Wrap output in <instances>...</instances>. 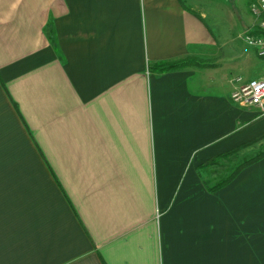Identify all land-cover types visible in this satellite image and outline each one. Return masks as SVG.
Wrapping results in <instances>:
<instances>
[{
	"label": "crops",
	"instance_id": "crops-1",
	"mask_svg": "<svg viewBox=\"0 0 264 264\" xmlns=\"http://www.w3.org/2000/svg\"><path fill=\"white\" fill-rule=\"evenodd\" d=\"M200 1L0 0V264H264V156L200 171L264 135V57Z\"/></svg>",
	"mask_w": 264,
	"mask_h": 264
},
{
	"label": "rangeland",
	"instance_id": "rangeland-1",
	"mask_svg": "<svg viewBox=\"0 0 264 264\" xmlns=\"http://www.w3.org/2000/svg\"><path fill=\"white\" fill-rule=\"evenodd\" d=\"M249 1L250 0H201L200 2H204L203 4L209 5H207L208 8H206L207 15L205 21L206 24L210 26L209 29L211 32L215 30L218 38L219 34L222 33L221 38H223V40L224 34H226L228 37L230 36L231 40H233L234 43H237L239 47L254 50V47L252 48V46H250L244 39V28L242 27L239 16V14L243 11L251 14ZM188 3L190 4V2ZM197 6L203 5L199 4ZM231 11H234L235 15H231ZM237 12L238 16L236 15ZM263 148L264 141L256 144L254 143L251 146L238 151L229 159L221 160L220 164L210 167L208 170L209 173H205L206 178L211 179L213 177H217L220 173L227 171L242 161L256 155Z\"/></svg>",
	"mask_w": 264,
	"mask_h": 264
},
{
	"label": "built area",
	"instance_id": "built-area-1",
	"mask_svg": "<svg viewBox=\"0 0 264 264\" xmlns=\"http://www.w3.org/2000/svg\"><path fill=\"white\" fill-rule=\"evenodd\" d=\"M250 8L258 24L244 33V39L264 57V0L252 2ZM237 81L243 82V78L238 77ZM232 100L239 105L259 107L264 112V77L244 81L232 92Z\"/></svg>",
	"mask_w": 264,
	"mask_h": 264
},
{
	"label": "trees",
	"instance_id": "trees-1",
	"mask_svg": "<svg viewBox=\"0 0 264 264\" xmlns=\"http://www.w3.org/2000/svg\"><path fill=\"white\" fill-rule=\"evenodd\" d=\"M255 32L259 33L260 31L255 30ZM51 35L54 36L53 32L51 33ZM53 42L57 48L55 39ZM58 51H59V48H58ZM199 65H204V63L202 62L201 59H199L197 57L189 56V57H185V58L177 59V60H173V61H161V62L152 64L150 67V70L159 74V73L179 70V69L186 68L189 66H199ZM263 137H264V135L254 139V140L250 141L249 143H246V144H244V145H242V146H240V147H238L232 151L218 155V156L208 160L207 162H205L204 164H202L200 166V171L203 173V171H207L210 167L217 165V164H220L221 160L229 159L231 156L235 155L242 148L254 144L255 142L261 140ZM263 156H264V150L261 151L259 154L254 155L245 161H242L241 163H239L235 167H232L229 171H224V172L220 173L216 177V179L205 178V176L203 174H202V177H204V182L208 186V189L210 191H216L217 189L228 184L239 173V171L244 166H246L247 164H249L251 162H254V161L260 159Z\"/></svg>",
	"mask_w": 264,
	"mask_h": 264
}]
</instances>
